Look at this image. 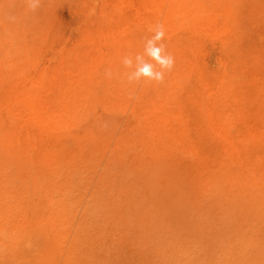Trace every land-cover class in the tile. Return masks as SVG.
<instances>
[{"label": "rangeland", "instance_id": "374dc122", "mask_svg": "<svg viewBox=\"0 0 264 264\" xmlns=\"http://www.w3.org/2000/svg\"><path fill=\"white\" fill-rule=\"evenodd\" d=\"M0 264H264V0H0Z\"/></svg>", "mask_w": 264, "mask_h": 264}, {"label": "clouds", "instance_id": "9594fccd", "mask_svg": "<svg viewBox=\"0 0 264 264\" xmlns=\"http://www.w3.org/2000/svg\"><path fill=\"white\" fill-rule=\"evenodd\" d=\"M25 5L29 11L34 12L39 8L40 0H25ZM149 31L152 35L146 39L143 53L134 57L125 56L122 59L123 66L129 70L124 75L130 85L162 84L166 74L174 68L175 59L167 52L164 43L166 32L163 24H156L150 27ZM104 75L107 79L115 78L110 69L105 70Z\"/></svg>", "mask_w": 264, "mask_h": 264}, {"label": "bare ground", "instance_id": "6f19581e", "mask_svg": "<svg viewBox=\"0 0 264 264\" xmlns=\"http://www.w3.org/2000/svg\"><path fill=\"white\" fill-rule=\"evenodd\" d=\"M147 11H146V13H148V11L150 12L151 10L149 9H146ZM144 13H141L140 14V19L143 21V22H147L146 20H148V18H147V16L146 15H144V16H142ZM147 25H149V23H147ZM150 26V25H149ZM128 27V29H129V26H124V31H126V28ZM116 42V41H115ZM122 43H123V41H121ZM101 44H102V42H100L99 43V46L101 47ZM230 86H231V84H229V85H225V87L224 88H220V90H221V93L219 92V93H217V97H218V100H216V98L214 97V93H209V86L207 85V87H204V89L203 90H200V91H197V92H195L194 93V95L196 96V95H199V93H200V95L203 97L202 98V107H201V109L205 112V113H207V114H205V116H206V121H205V124H206V126L208 127V128H211V123H212V115H210V114H208V113H210V111L208 110V107H207V105L212 101V103L214 104V105H216L215 106V109H219V108H221V106H222V104L219 102V99H220V96L222 95V93H224V91H226L227 89L229 90L230 89ZM40 86L39 85H36L34 88H33V90H34V92H39V90H40ZM31 89V88H30ZM18 101V100H17ZM17 101H14L13 102V105L12 106H16V102ZM23 102V106L24 107H26L25 105H24V103H26V102H24V101H22ZM139 107V106H138ZM138 107H136V109L138 108ZM140 108V107H139ZM146 112L147 113H150V112H152V111H150V110H146ZM155 116L157 117L154 121H153V123L156 125V124H160V125H163L164 123H165V121H168V119L166 118V119H164L162 116H159L158 114H155ZM31 124H34V125H37L38 127L40 126V124H39V121H31L30 122ZM36 123V124H35ZM215 132V131H214ZM213 138V137H212ZM213 141H211V143H214L215 145H216V148L218 149L219 147L220 148H222L223 150H225L224 151V153H225V156H227V157H229V156H231L234 152H235V147H233V148H228L229 147V145H228V143H226V141H224L225 140V137L224 136H222L221 134H218V133H215L214 134V138L212 139ZM229 149V150H228ZM222 150V151H223ZM219 151V150H218ZM221 151V152H222ZM213 184H215V185H218V187H220L221 185H222V182H221V180H219L218 178H215L213 181Z\"/></svg>", "mask_w": 264, "mask_h": 264}]
</instances>
